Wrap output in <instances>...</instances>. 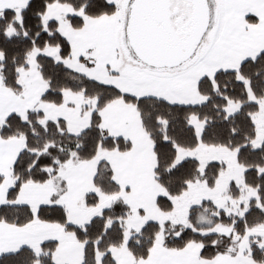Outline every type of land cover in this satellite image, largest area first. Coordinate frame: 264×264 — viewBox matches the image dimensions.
<instances>
[{
	"label": "snow or ice",
	"instance_id": "snow-or-ice-1",
	"mask_svg": "<svg viewBox=\"0 0 264 264\" xmlns=\"http://www.w3.org/2000/svg\"><path fill=\"white\" fill-rule=\"evenodd\" d=\"M0 264H264V0H0Z\"/></svg>",
	"mask_w": 264,
	"mask_h": 264
}]
</instances>
